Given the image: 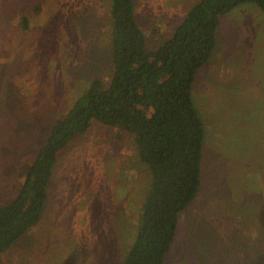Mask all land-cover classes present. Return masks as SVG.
Listing matches in <instances>:
<instances>
[{
    "label": "rangeland",
    "instance_id": "1",
    "mask_svg": "<svg viewBox=\"0 0 264 264\" xmlns=\"http://www.w3.org/2000/svg\"><path fill=\"white\" fill-rule=\"evenodd\" d=\"M133 1L151 50L199 0ZM108 16L105 0H0V205L54 121L91 79L108 81ZM192 98L205 128L201 185L165 264L264 262V13L255 4L221 18ZM149 182L131 135L94 123L60 154L41 221L0 264H122Z\"/></svg>",
    "mask_w": 264,
    "mask_h": 264
},
{
    "label": "trees",
    "instance_id": "2",
    "mask_svg": "<svg viewBox=\"0 0 264 264\" xmlns=\"http://www.w3.org/2000/svg\"><path fill=\"white\" fill-rule=\"evenodd\" d=\"M105 2L112 74L105 83L91 79L67 113L54 121L31 160L17 168L20 185L12 199L0 205V254L41 221L60 154L94 123L131 135L150 176L122 264H165L179 215L198 195L205 128L192 98L195 76L211 57L221 18L245 3L264 13V0H199L151 50L135 19L134 1ZM19 23L26 28L27 19Z\"/></svg>",
    "mask_w": 264,
    "mask_h": 264
}]
</instances>
